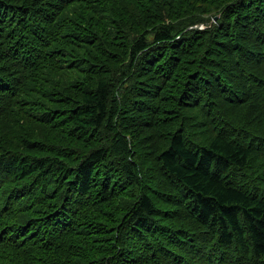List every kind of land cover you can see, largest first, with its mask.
Masks as SVG:
<instances>
[{"label":"trees","instance_id":"obj_1","mask_svg":"<svg viewBox=\"0 0 264 264\" xmlns=\"http://www.w3.org/2000/svg\"><path fill=\"white\" fill-rule=\"evenodd\" d=\"M0 264H264V0H0Z\"/></svg>","mask_w":264,"mask_h":264},{"label":"water","instance_id":"obj_2","mask_svg":"<svg viewBox=\"0 0 264 264\" xmlns=\"http://www.w3.org/2000/svg\"><path fill=\"white\" fill-rule=\"evenodd\" d=\"M220 17V15H218L217 17H216V20H217V18H219ZM196 27H198V26H196Z\"/></svg>","mask_w":264,"mask_h":264}]
</instances>
